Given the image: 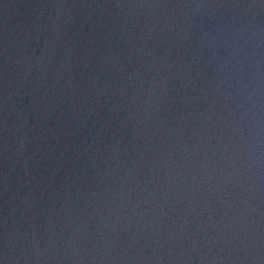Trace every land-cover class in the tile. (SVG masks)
<instances>
[{"label": "water", "instance_id": "95a60500", "mask_svg": "<svg viewBox=\"0 0 264 264\" xmlns=\"http://www.w3.org/2000/svg\"><path fill=\"white\" fill-rule=\"evenodd\" d=\"M0 264H264V0H0Z\"/></svg>", "mask_w": 264, "mask_h": 264}]
</instances>
